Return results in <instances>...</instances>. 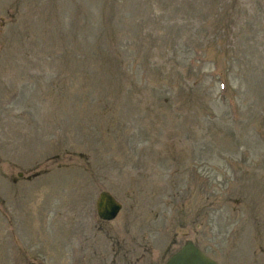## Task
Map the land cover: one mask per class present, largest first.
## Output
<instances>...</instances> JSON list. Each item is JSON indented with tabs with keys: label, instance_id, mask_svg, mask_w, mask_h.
<instances>
[{
	"label": "rangeland",
	"instance_id": "obj_1",
	"mask_svg": "<svg viewBox=\"0 0 264 264\" xmlns=\"http://www.w3.org/2000/svg\"><path fill=\"white\" fill-rule=\"evenodd\" d=\"M187 240L264 264V0H0V264Z\"/></svg>",
	"mask_w": 264,
	"mask_h": 264
},
{
	"label": "water",
	"instance_id": "obj_2",
	"mask_svg": "<svg viewBox=\"0 0 264 264\" xmlns=\"http://www.w3.org/2000/svg\"><path fill=\"white\" fill-rule=\"evenodd\" d=\"M98 214L106 221L114 220L122 209L121 204L109 193L103 192L99 196ZM167 264H217L204 252L198 249L192 241H187L185 246L176 253Z\"/></svg>",
	"mask_w": 264,
	"mask_h": 264
},
{
	"label": "flooded vegetation",
	"instance_id": "obj_3",
	"mask_svg": "<svg viewBox=\"0 0 264 264\" xmlns=\"http://www.w3.org/2000/svg\"><path fill=\"white\" fill-rule=\"evenodd\" d=\"M103 223H107V224H109V221H103V220H101Z\"/></svg>",
	"mask_w": 264,
	"mask_h": 264
},
{
	"label": "trees",
	"instance_id": "obj_4",
	"mask_svg": "<svg viewBox=\"0 0 264 264\" xmlns=\"http://www.w3.org/2000/svg\"><path fill=\"white\" fill-rule=\"evenodd\" d=\"M104 17V16H103Z\"/></svg>",
	"mask_w": 264,
	"mask_h": 264
}]
</instances>
